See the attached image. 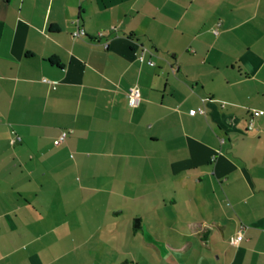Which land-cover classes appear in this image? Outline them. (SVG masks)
I'll return each instance as SVG.
<instances>
[{
	"label": "crops",
	"instance_id": "0c3cea01",
	"mask_svg": "<svg viewBox=\"0 0 264 264\" xmlns=\"http://www.w3.org/2000/svg\"><path fill=\"white\" fill-rule=\"evenodd\" d=\"M251 108L264 0H0V264H264Z\"/></svg>",
	"mask_w": 264,
	"mask_h": 264
},
{
	"label": "built area",
	"instance_id": "2783aa9c",
	"mask_svg": "<svg viewBox=\"0 0 264 264\" xmlns=\"http://www.w3.org/2000/svg\"><path fill=\"white\" fill-rule=\"evenodd\" d=\"M85 30L83 27L79 26V25H76L75 28L71 31V36L73 38H81L83 36H85ZM102 33H98V36H101ZM138 59L139 60H142V54L138 56ZM151 63V62H150ZM43 81L45 82H48L49 83V80L47 79H42ZM126 94H127V103L129 106H135L137 105L138 101H139V88L137 86H131L129 87V89L126 91ZM198 112L199 113H203L204 110L202 108H199L198 109ZM259 115V114H264V110L263 109H255V108H251L250 111H249V117L247 119V125H246V129L251 131L253 129V116L254 115ZM70 131L69 130H61L59 132V134L54 137V139L52 140V144L53 145H59L61 144L62 142L65 141L68 133ZM20 138L19 136L17 135H14L11 139V141H18ZM242 229H243V226H240L235 237L233 238V242H238V240L241 238L242 236Z\"/></svg>",
	"mask_w": 264,
	"mask_h": 264
},
{
	"label": "rangeland",
	"instance_id": "374dc122",
	"mask_svg": "<svg viewBox=\"0 0 264 264\" xmlns=\"http://www.w3.org/2000/svg\"><path fill=\"white\" fill-rule=\"evenodd\" d=\"M108 195H100V201L104 202V201H108L107 198ZM102 197H105V199H102ZM97 199H94L93 201H96ZM134 220L137 219L136 217L133 218Z\"/></svg>",
	"mask_w": 264,
	"mask_h": 264
},
{
	"label": "water",
	"instance_id": "95a60500",
	"mask_svg": "<svg viewBox=\"0 0 264 264\" xmlns=\"http://www.w3.org/2000/svg\"><path fill=\"white\" fill-rule=\"evenodd\" d=\"M138 226V220H135V227Z\"/></svg>",
	"mask_w": 264,
	"mask_h": 264
}]
</instances>
